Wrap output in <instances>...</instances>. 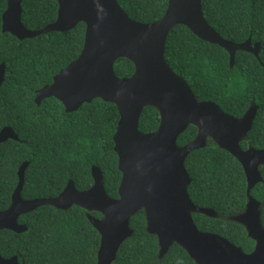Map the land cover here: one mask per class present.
<instances>
[{
    "label": "trees",
    "instance_id": "16d2710c",
    "mask_svg": "<svg viewBox=\"0 0 264 264\" xmlns=\"http://www.w3.org/2000/svg\"><path fill=\"white\" fill-rule=\"evenodd\" d=\"M0 0V15L5 8ZM126 16L138 23H152L164 13L167 0H115ZM20 23L27 30H39L54 21L55 0H22ZM202 17L222 39L234 44L259 42L257 56L237 51L233 66L228 56L216 45L197 39L185 27L169 30L163 58L169 69L189 87L198 102L214 103L223 113L238 118L250 102L257 109L242 149H264V0H200ZM84 35V25L77 23L67 32H48L30 39L17 40L0 31V63L4 65L0 85V129L8 127L17 140L0 143V211L10 200L23 162L20 196L24 200L52 198L67 180L78 190L90 183V167L99 169L105 192L116 197L120 179L117 158L113 152L112 135L118 115L113 104L93 99L77 110L65 113L61 104L47 98L35 105V93L49 84L60 69L78 55ZM118 78L131 75L133 65L120 58L113 63ZM158 114L144 107L138 118L137 130L149 133L157 128ZM195 128L187 126L177 136L176 144L189 142ZM184 167L190 177L188 193L201 205L210 206L218 215L239 211L244 204L245 179L239 163L227 152L208 144L193 150ZM261 182L250 195L261 204L260 222L264 227V166ZM23 233L0 231V256L15 257L18 264H94L99 237L78 207L65 211L41 206L19 216ZM141 213L129 219L132 235L118 248L111 264H158L153 257L156 244L143 230ZM202 230L219 234L248 252L252 242L241 226L214 219H196ZM182 253L176 246L169 255ZM174 256L165 257V260ZM181 259V258H179Z\"/></svg>",
    "mask_w": 264,
    "mask_h": 264
},
{
    "label": "water",
    "instance_id": "95a60500",
    "mask_svg": "<svg viewBox=\"0 0 264 264\" xmlns=\"http://www.w3.org/2000/svg\"><path fill=\"white\" fill-rule=\"evenodd\" d=\"M22 0H6L0 15V31L17 40L30 39L48 32H67L77 23L84 25L83 43L76 58L60 69L51 82L38 89L34 103L53 98L65 113L74 112L93 99L115 106L118 120L112 135L113 152L117 158L120 180L117 198H109L103 189L102 176L90 167L92 185L76 191L70 181L52 198L24 200L20 196L27 162L16 170L17 182L8 206L0 211V231L19 234L26 227L17 218L41 206L66 210L74 205L98 212L102 219L87 216L98 233L99 244L94 264H111L119 246L128 239L129 218L142 210L145 232L159 242L160 254L176 242L200 264H264V229L258 217V205L251 199L240 216L231 221L244 226L246 236L255 242L249 254L215 235L198 233L191 211L212 213L193 207L186 196L189 178L183 161L193 150L203 148L206 138L227 152L241 166L246 194L261 182L259 167L264 165V149H242L251 128L256 105L250 102L244 113L234 118L223 113L214 103L198 102L187 84L176 76L163 58L165 38L170 29L180 25L197 39L224 50L228 67L233 66L234 53L246 52L254 57L259 42L249 39L239 44L220 38L202 17L200 0H167L163 15L152 23L130 20L115 0H55L53 22L39 30H27L20 23ZM126 59L133 65L130 76L118 78L113 63ZM4 65L0 63V85ZM156 110L159 122L155 131L142 134L137 130L142 108ZM187 126L195 128V136L177 147L176 138ZM17 140L8 127L0 129V143ZM205 260V262H204ZM0 264H18L15 257L2 258Z\"/></svg>",
    "mask_w": 264,
    "mask_h": 264
},
{
    "label": "flooded vegetation",
    "instance_id": "af4514ba",
    "mask_svg": "<svg viewBox=\"0 0 264 264\" xmlns=\"http://www.w3.org/2000/svg\"><path fill=\"white\" fill-rule=\"evenodd\" d=\"M155 131V130H154ZM153 132V131H152ZM195 132H196V130H195ZM141 133V132H140ZM150 133V132H149ZM144 134H146V133H144ZM194 136H195V134H194ZM193 136V137H194ZM193 139V138H192ZM191 139V140H192ZM190 140V141H191ZM189 141V142H190ZM175 143H176V141H175ZM188 143V142H187ZM187 143H185V144H187ZM185 144H183V145H185ZM208 144H210V145H212V146H214L215 148H217L216 147V145L214 144V142H212L209 138H206V140H205V146L204 147H206V145H208ZM183 145H177L176 144V146L177 147H181V146H183ZM203 147V148H204ZM248 147H246L245 149H247ZM200 149H202V148H200ZM218 149V148H217ZM197 150V149H196ZM192 152V151H191ZM190 153V152H189ZM188 153V154H189ZM187 154V155H188ZM186 158V157H185ZM185 160V159H184ZM264 166V165H263ZM183 167H184V161H183ZM262 166H260L259 167V173H260V168H261ZM184 170H185V172H186V169H185V167H184ZM90 172V171H89ZM186 174H187V176H188V178H189V183H190V177H189V175H188V173L186 172ZM102 176V175H101ZM121 176V175H120ZM244 176V175H243ZM261 176V175H260ZM91 178V177H90ZM245 179V178H244ZM120 180V179H119ZM68 181H70V180H67L66 182H65V184H64V186L62 187V189L65 187V185H66V183L68 182ZM71 182V181H70ZM72 183V182H71ZM119 183V182H118ZM189 183L186 185V196H187V199L189 200V202L191 203V205L193 206V207H195V208H197V209H201V210H208V211H210L211 213H212V216L211 215H206V214H203V213H201V212H199V211H191L190 212V219H191V222H192V224H193V226H194V228L196 229V231L198 232V233H203V234H210V235H215V236H217V237H219V238H222V239H224V240H226L225 238H223L222 236H220L219 234H216V233H212V232H208V231H205V230H202L201 228H199V226L197 225V223H196V219L197 220H200V219H206V220H208V219H214V220H218V221H220V222H223V223H225V222H230V223H233V224H236V225H238V226H241L242 228H243V230H244V233H245V237L248 239V240H250L251 242H252V247H251V249L248 251V252H243L242 250H241V248L240 247H238V246H236V247H238L241 251H242V253H244V254H249L250 252H252V250L254 249V246H255V242L253 241V240H251V239H249L247 236H246V232H245V229H244V226L243 225H241V224H239V223H237V222H234V221H231V219L233 218V217H237V216H240L242 213H243V211H244V209H245V205H246V203L248 202V199H251V200H253L257 205H258V217H259V223H260V227H261V229H264V227H262V225H261V222H260V214H261V204H260V202L258 201V200H256L255 198H254V196H251L250 195V191H251V189L252 188H250V190L248 191V194H246V183H245V191H244V197H245V200H244V204H243V207L239 210V211H237V212H234L233 214H230V215H227V216H220V215H218L212 208H210V206H206V205H201V204H196L191 198H190V196H189V193H188V190H187V188H188V185H189ZM72 185H73V183H72ZM91 185H92V179H91V183H90V185L86 188V189H84V190H78L74 185H73V187H74V189L76 190V191H78V192H80V191H85V190H87L89 187H91ZM102 185H103V179H102ZM117 186H118V184H117ZM61 189V190H62ZM103 189H104V185H103ZM60 190V191H61ZM104 192H105V189H104ZM60 193V192H59ZM105 194L109 197V198H112V199H115V198H117V188H116V197L114 198V197H110L106 192H105ZM74 205H72V206H70L68 209H70L71 207H73ZM74 207H77V206H74ZM78 208H80V207H78ZM82 211H83V215H84V217L86 218V220H87V216H90V217H92V218H94V219H96V220H100V219H102V216L98 213V212H93V211H87V210H84V209H82V208H80ZM67 210V209H66ZM61 211H65V210H61ZM137 213H141L142 214V216H143V221H144V225H143V230L145 231V218H144V213H143V211L142 210H139L138 212H136L135 214H137ZM134 214V215H135ZM133 216V215H132ZM131 216V217H132ZM130 217V218H131ZM19 218V217H18ZM18 218H17V223H18ZM129 218V219H130ZM88 221V220H87ZM18 224H20V223H18ZM90 224V223H89ZM91 226V225H90ZM128 226H129V221H128ZM92 227V226H91ZM129 229L132 231V233H133V230H132V228H130L129 227ZM96 232V231H95ZM97 233V232H96ZM146 233V232H145ZM148 234V233H147ZM97 235H98V233H97ZM132 235V234H131ZM149 235V234H148ZM150 236H152L153 238H154V240H155V244H156V253H155V255L153 256L154 258H155V260H158V264H200L198 261H196L189 253H187L180 245H178L176 242H172L171 244H170V246L166 249V251L164 252V253H161L160 254V247H159V242H158V245H157V240H156V237L154 236V235H150ZM99 237V236H98ZM125 241V240H124ZM123 241V242H124ZM227 241V240H226ZM229 242V241H228ZM230 243V242H229ZM232 244V243H231ZM233 245V244H232ZM173 246H176L177 248H179L181 251H182V253H178V254H174V255H169L168 254V250L171 248V247H173ZM235 246V245H234ZM168 256H174V257H177L178 259H176V260H173L172 258H170V259H168V260H165V257H168ZM179 258H181V259H179ZM204 262H205V260H204ZM208 264H213L212 262H208Z\"/></svg>",
    "mask_w": 264,
    "mask_h": 264
}]
</instances>
